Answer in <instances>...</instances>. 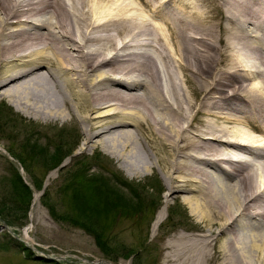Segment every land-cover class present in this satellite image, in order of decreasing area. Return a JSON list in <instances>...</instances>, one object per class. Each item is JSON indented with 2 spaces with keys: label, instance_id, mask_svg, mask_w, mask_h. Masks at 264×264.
<instances>
[{
  "label": "bare ground",
  "instance_id": "1",
  "mask_svg": "<svg viewBox=\"0 0 264 264\" xmlns=\"http://www.w3.org/2000/svg\"><path fill=\"white\" fill-rule=\"evenodd\" d=\"M0 96L157 165L199 221L175 236L193 264H264V0H0Z\"/></svg>",
  "mask_w": 264,
  "mask_h": 264
},
{
  "label": "rangeland",
  "instance_id": "2",
  "mask_svg": "<svg viewBox=\"0 0 264 264\" xmlns=\"http://www.w3.org/2000/svg\"><path fill=\"white\" fill-rule=\"evenodd\" d=\"M82 140L73 120L40 122L0 96V264H193L197 252L176 248L180 239L175 236L198 233L199 221L180 199L171 195L163 202L166 183L158 166L128 174L99 147L80 149ZM28 142L38 147L33 150ZM57 148L65 155L48 170L49 156ZM79 167L88 168L89 175L80 206H86L88 194L104 178L125 196L120 204L111 200L106 210L102 246L85 226L63 218L70 196L60 188L72 176L80 177L74 174ZM77 184H83L81 179ZM23 190L30 191L26 212L21 209ZM34 192L38 200L32 203ZM162 204H166L164 218L153 229L155 212ZM208 248L200 264H222L223 254L212 245Z\"/></svg>",
  "mask_w": 264,
  "mask_h": 264
},
{
  "label": "trees",
  "instance_id": "3",
  "mask_svg": "<svg viewBox=\"0 0 264 264\" xmlns=\"http://www.w3.org/2000/svg\"><path fill=\"white\" fill-rule=\"evenodd\" d=\"M27 144L32 145V149L34 150L38 146L34 144V142H28ZM59 148L55 149L53 153L49 156L50 159V165H48L47 169L50 170L56 166L59 165L64 155H62L59 150ZM70 153V152H69ZM74 174L79 175L80 177H74L72 176L69 181L66 184H63V186L60 188V191L64 195L70 196V204H68L67 208H63V218H67L71 221V223H77L78 225L85 226L87 229L91 231L93 234V237L96 241V243L99 245H104L102 233L104 231L105 227V219L107 217V209L109 208V205L111 203V200L113 202V199L117 200V203H122L125 200V196L121 193V191L116 187V184L113 186H110L109 184H114L111 182L108 178H104L102 180V184L97 187V189L94 192H90L88 195V198H86V206L81 205V202H83V197L85 195V189L83 188L84 181L86 183L88 175V168H82L79 167V170L74 172ZM81 179V183L83 184H77L78 181ZM37 189H40L42 186L41 184H35ZM70 189L69 194L67 193V190ZM24 191V200H23V206L22 211L26 212L28 204H29V195L30 191L23 190ZM44 195V192L42 193ZM117 196V197H115ZM129 202H127L128 204ZM51 209V212L54 214V211ZM68 208L70 210L68 211ZM92 208L96 209L95 211L92 210ZM24 214V213H23ZM104 220V221H103Z\"/></svg>",
  "mask_w": 264,
  "mask_h": 264
}]
</instances>
